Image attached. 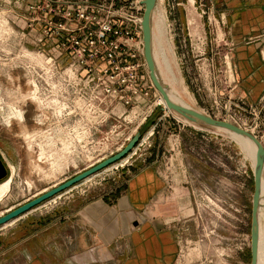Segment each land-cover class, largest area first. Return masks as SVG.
<instances>
[{"label":"rangeland","instance_id":"obj_1","mask_svg":"<svg viewBox=\"0 0 264 264\" xmlns=\"http://www.w3.org/2000/svg\"><path fill=\"white\" fill-rule=\"evenodd\" d=\"M157 2L177 90L195 110L251 132L264 147V64L253 71L247 62L248 48L263 45L264 33L234 37L213 0ZM43 7L44 0H0V159L7 170L0 184L12 178L0 215L117 153L140 132L149 138L126 163L63 196L112 189L157 156L155 167L170 186L164 207L176 236L173 264H250L253 170L240 143L165 109L154 87L145 121L141 112L117 107L120 118L109 117L92 133L65 129L44 107V80H31L27 67L36 61L29 54L45 51ZM61 196L33 214L44 215Z\"/></svg>","mask_w":264,"mask_h":264},{"label":"crops","instance_id":"obj_2","mask_svg":"<svg viewBox=\"0 0 264 264\" xmlns=\"http://www.w3.org/2000/svg\"><path fill=\"white\" fill-rule=\"evenodd\" d=\"M213 1L234 37L264 33V0ZM263 46L248 48L253 71L263 68ZM158 162L155 156L112 189L62 195L44 215L36 216L34 209L1 228L0 264H112L116 259L117 264H173L176 236L164 207L170 186L155 167Z\"/></svg>","mask_w":264,"mask_h":264},{"label":"built area","instance_id":"obj_3","mask_svg":"<svg viewBox=\"0 0 264 264\" xmlns=\"http://www.w3.org/2000/svg\"><path fill=\"white\" fill-rule=\"evenodd\" d=\"M42 11L45 51L29 54L36 61L27 67L31 80H44L50 114L83 133L120 118L117 107L145 121L153 86L143 55L144 0H44Z\"/></svg>","mask_w":264,"mask_h":264},{"label":"water","instance_id":"obj_4","mask_svg":"<svg viewBox=\"0 0 264 264\" xmlns=\"http://www.w3.org/2000/svg\"><path fill=\"white\" fill-rule=\"evenodd\" d=\"M156 0H144V11L142 16V41H143V55L144 60L148 70V76L152 86L161 95L163 101L165 102L166 108L169 111H173L184 119L192 122L203 124L208 127L220 128L235 135L248 139L256 147V159L254 166V176H253V196L251 204V221H250V264H256L257 257V210L259 203L260 194V180L262 173L264 171V147L260 141L251 133L246 130L233 125L232 123L216 120L197 111L190 110L188 108L182 107L174 102H172L165 90V86L162 85L160 80L156 75V66L152 58L151 52V29L150 20L153 9L155 8ZM142 139L140 132L136 133L129 142L117 153L111 155L110 157L98 162L97 164L85 169L81 173L76 174L72 178L64 181L63 183L54 186L53 188L46 190L45 192L33 197L32 199L26 201L25 203L12 208L4 214L0 215V228L8 224L11 221H16L36 209L37 207L43 205L47 201L62 195L66 191L72 189L73 187L79 185L83 181L92 178L93 176L103 172L109 167L117 164L126 157H128L132 151L137 147ZM7 177V170L2 160L0 159V181Z\"/></svg>","mask_w":264,"mask_h":264},{"label":"bare ground","instance_id":"obj_5","mask_svg":"<svg viewBox=\"0 0 264 264\" xmlns=\"http://www.w3.org/2000/svg\"><path fill=\"white\" fill-rule=\"evenodd\" d=\"M157 3L158 2L156 0V5L152 11L151 20H150L151 52H152V58L154 60L155 66H156V75H157L158 79L160 80V82L162 83V85L165 86V90L168 94V97L172 102H174V103H176L182 107L188 108L190 110L197 111L194 108H192L191 105L188 104V102L186 101V100L190 101V99L186 95V92L184 91V89L180 86L183 90L182 91L177 90L176 86H177L178 80L176 79V76L173 73L170 61L167 58V55H168V54L166 55L167 50H165V48H164V46L166 45V44L164 45V38H163V36H164L163 35L164 34L163 20L164 19H163L162 13H157L158 12L157 11ZM158 104L163 106L165 109H167L165 102L163 101L160 94H159ZM197 112H199V111H197ZM199 113L206 115L205 113H202V112H199ZM217 129L224 131V132H227L228 134H230V136L234 137L240 143V145H241L240 149L243 150L245 156L248 158L249 162L251 163V167L253 170V176H254L256 147L248 139L239 137V136L235 135L234 133H231L229 131H226V130H223L220 128H217ZM249 133H251V132H249ZM132 155L133 154L131 153L128 157H126L127 159L125 158V160L123 159L122 161L118 162L117 164H114L113 165L114 167L111 166V167H113L112 169L126 163V161H128ZM111 167H109V168H111ZM37 170H39V168ZM11 182H12V178L10 177L6 181H4L0 184V201L3 197H5V195H7L9 193L10 188H11ZM56 185H54V186H56ZM55 199H56V197L47 201L44 204L52 203L53 201H55ZM12 222H14V221L9 222L8 224H12ZM8 224L4 225L3 227L7 226ZM3 227H1V228H3ZM257 234H258V236H257L258 247H257L256 264H264V171L262 173L261 180H260V194H259V203H258V210H257Z\"/></svg>","mask_w":264,"mask_h":264}]
</instances>
